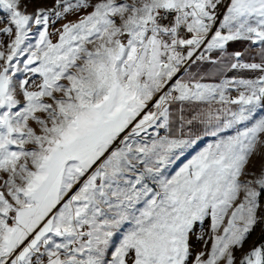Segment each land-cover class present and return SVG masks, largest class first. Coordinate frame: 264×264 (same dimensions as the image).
<instances>
[{
	"label": "snow or ice",
	"instance_id": "6c2138e0",
	"mask_svg": "<svg viewBox=\"0 0 264 264\" xmlns=\"http://www.w3.org/2000/svg\"><path fill=\"white\" fill-rule=\"evenodd\" d=\"M29 3L0 0V264H264V0Z\"/></svg>",
	"mask_w": 264,
	"mask_h": 264
},
{
	"label": "rangeland",
	"instance_id": "374dc122",
	"mask_svg": "<svg viewBox=\"0 0 264 264\" xmlns=\"http://www.w3.org/2000/svg\"><path fill=\"white\" fill-rule=\"evenodd\" d=\"M53 3H54V0H35V3H29L28 4L27 11L29 13H31L37 8H51ZM76 19H77L76 15H69L68 19L66 21L62 20V21L57 22L52 28H50V31H54L55 28H59L61 26V24H63V23H66L69 21H75ZM0 27H3V25H0ZM34 31H35V29H34ZM10 39L11 38H3L5 45L7 42H10ZM55 39H56V37H53V42H55ZM213 140H214V138H212L210 136L202 138L197 145H195L194 147H191L189 150L185 151L180 156V158L175 161V163L169 169V172L174 174V171L177 170L179 168V166H181L184 162H186L187 159L191 158V156L194 155L195 152L202 149L204 146H206L207 143L213 142ZM208 227H209V223L207 221L204 223L203 229H201L199 224H197L195 226V229L192 233V238L190 240V243L192 245V251L194 253H197L199 251L204 250L203 242L197 240L196 235H197V233L203 231L205 233V237H206ZM260 239H261V227L258 226L249 236V238H248L247 242L245 243L242 251L246 252L254 244H258L260 242ZM240 254L241 253H237L238 256Z\"/></svg>",
	"mask_w": 264,
	"mask_h": 264
},
{
	"label": "crops",
	"instance_id": "0c3cea01",
	"mask_svg": "<svg viewBox=\"0 0 264 264\" xmlns=\"http://www.w3.org/2000/svg\"><path fill=\"white\" fill-rule=\"evenodd\" d=\"M241 47H243L242 45H241ZM236 73H229V75L231 76V75H235ZM242 75H245V76H253V75H256L255 73H250V72H246V73H242ZM205 137H209V136H204L203 138H205Z\"/></svg>",
	"mask_w": 264,
	"mask_h": 264
},
{
	"label": "trees",
	"instance_id": "16d2710c",
	"mask_svg": "<svg viewBox=\"0 0 264 264\" xmlns=\"http://www.w3.org/2000/svg\"><path fill=\"white\" fill-rule=\"evenodd\" d=\"M261 238H262V236H261ZM260 241H261V239H260Z\"/></svg>",
	"mask_w": 264,
	"mask_h": 264
}]
</instances>
